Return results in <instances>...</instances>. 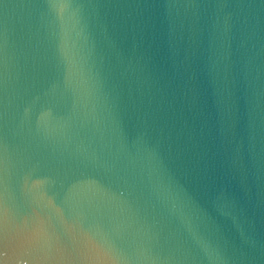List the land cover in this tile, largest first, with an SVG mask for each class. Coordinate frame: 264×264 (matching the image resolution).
I'll use <instances>...</instances> for the list:
<instances>
[{"label":"water","instance_id":"water-1","mask_svg":"<svg viewBox=\"0 0 264 264\" xmlns=\"http://www.w3.org/2000/svg\"><path fill=\"white\" fill-rule=\"evenodd\" d=\"M74 2L78 90L49 0H0V264H209L160 175L207 210L221 264H264V0Z\"/></svg>","mask_w":264,"mask_h":264},{"label":"clouds","instance_id":"clouds-1","mask_svg":"<svg viewBox=\"0 0 264 264\" xmlns=\"http://www.w3.org/2000/svg\"><path fill=\"white\" fill-rule=\"evenodd\" d=\"M48 15L57 30V51L65 68L67 85L75 90L87 86L91 80L90 49L81 7L74 0H49ZM48 183L37 181L33 188L43 189ZM154 196L164 208L165 218L173 226V235L179 237L181 245H186L190 254L197 253L207 258L209 264H221L210 216L189 190L160 175L154 185ZM64 203L69 209V223H75L67 193ZM191 260L195 264L196 256L192 255Z\"/></svg>","mask_w":264,"mask_h":264}]
</instances>
